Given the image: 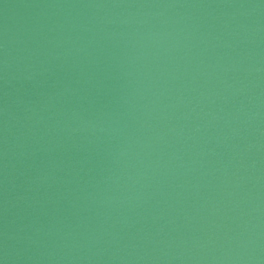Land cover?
<instances>
[{"label":"water","instance_id":"95a60500","mask_svg":"<svg viewBox=\"0 0 264 264\" xmlns=\"http://www.w3.org/2000/svg\"><path fill=\"white\" fill-rule=\"evenodd\" d=\"M0 264H264V0H0Z\"/></svg>","mask_w":264,"mask_h":264}]
</instances>
